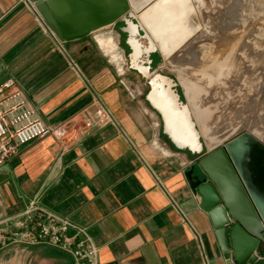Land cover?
I'll list each match as a JSON object with an SVG mask.
<instances>
[{"label": "crops", "instance_id": "crops-1", "mask_svg": "<svg viewBox=\"0 0 264 264\" xmlns=\"http://www.w3.org/2000/svg\"><path fill=\"white\" fill-rule=\"evenodd\" d=\"M115 48L93 32L61 40L29 0H0V72L14 80L3 94L21 90L61 130L0 167V215L39 194L87 229L100 264H237L186 179L196 152L175 145L157 109L130 93Z\"/></svg>", "mask_w": 264, "mask_h": 264}, {"label": "rangeland", "instance_id": "rangeland-1", "mask_svg": "<svg viewBox=\"0 0 264 264\" xmlns=\"http://www.w3.org/2000/svg\"><path fill=\"white\" fill-rule=\"evenodd\" d=\"M188 4L185 31L170 42L174 46L169 57L162 56L155 66L149 65L148 54L141 61L151 73L167 77L174 93L181 86L184 98L178 101L188 106L201 143V150L191 157L242 130L264 140V0H189ZM133 13L130 8L124 19L93 34L112 37L121 58L118 63L112 60L121 81L132 95L146 98L149 80L131 65V50L123 45L128 37L125 18L133 19L137 38L148 45V33ZM207 137L213 138L211 146ZM47 249L9 247L0 252V264H60L62 259L46 255Z\"/></svg>", "mask_w": 264, "mask_h": 264}, {"label": "water", "instance_id": "water-1", "mask_svg": "<svg viewBox=\"0 0 264 264\" xmlns=\"http://www.w3.org/2000/svg\"><path fill=\"white\" fill-rule=\"evenodd\" d=\"M34 2L61 40L75 39L112 25L124 19L130 10V0ZM0 77L1 83L8 76L0 72ZM146 99L153 105L148 94ZM157 111L165 133L177 145L166 130L163 113ZM254 143L264 146L252 132L242 130L207 149L185 172L191 190L201 197L200 207L207 213L215 239L223 250L231 251L237 264H264V191L252 170Z\"/></svg>", "mask_w": 264, "mask_h": 264}, {"label": "built area", "instance_id": "built-area-1", "mask_svg": "<svg viewBox=\"0 0 264 264\" xmlns=\"http://www.w3.org/2000/svg\"><path fill=\"white\" fill-rule=\"evenodd\" d=\"M34 7V0H29ZM7 77L0 83V167L16 156L21 148L47 134L61 135V130L47 125L28 105L23 92ZM17 246H44L67 254L73 264H100L98 247L87 229L40 203L32 196L14 214L0 215V252Z\"/></svg>", "mask_w": 264, "mask_h": 264}, {"label": "bare ground", "instance_id": "bare-ground-1", "mask_svg": "<svg viewBox=\"0 0 264 264\" xmlns=\"http://www.w3.org/2000/svg\"><path fill=\"white\" fill-rule=\"evenodd\" d=\"M142 2L148 3L139 10L138 7ZM188 3L189 0H130V8L135 12L131 16L136 17L147 31L148 45L143 46L139 41L138 25L128 18H125V30L131 46L130 63L148 78V98L153 106L163 113L168 134L179 147L196 152L200 150L201 143L196 122L191 118L188 106L178 101L167 77L159 73H151L148 66L141 61L143 54H147L156 47L165 59L169 57L174 46L170 42L180 37L185 31L190 12ZM254 136L261 142L264 141L260 135L254 134ZM207 138L206 143L211 146L213 138Z\"/></svg>", "mask_w": 264, "mask_h": 264}, {"label": "flooded vegetation", "instance_id": "flooded-vegetation-1", "mask_svg": "<svg viewBox=\"0 0 264 264\" xmlns=\"http://www.w3.org/2000/svg\"><path fill=\"white\" fill-rule=\"evenodd\" d=\"M149 2V1H148ZM148 2H142L141 3V5L138 7V9L140 10V9H142ZM131 21H133V19H131ZM125 25H126V21H125ZM137 25V24H136ZM130 29H133V28H131L130 27ZM127 32V31H126ZM127 39H128V37H127ZM126 39V40H127ZM126 40H125V43H126ZM126 45L129 47V49L131 50V46H130V44L129 43H126ZM155 53H158V58L156 59V60H153V59H151L150 58V55L151 54H155ZM148 54V56H149V65L150 66H155V63L157 62V61H160L161 60V57H162V53H161V51L160 50H152V52L151 53H147ZM148 65V68L150 67ZM178 88H180V90H181V93H182V95H183V98H184V94H183V91H182V89H181V86L180 85H177V88H176V96H177V99L179 98L180 99V97H179V95H178V92H177V89ZM226 141V140H225ZM223 143V142H222ZM221 143H219V144H217V145H220ZM216 146V145H215ZM214 147V146H213ZM206 152V151H205ZM205 152H203V153H205ZM202 153V154H203ZM202 154H198L197 155V157L199 156V155H202ZM252 170H253V172H254V175H255V180H256V182L258 183V185H259V187L264 191V146H262V145H260V144H257V143H254L253 144V162H252Z\"/></svg>", "mask_w": 264, "mask_h": 264}, {"label": "trees", "instance_id": "trees-1", "mask_svg": "<svg viewBox=\"0 0 264 264\" xmlns=\"http://www.w3.org/2000/svg\"><path fill=\"white\" fill-rule=\"evenodd\" d=\"M122 44H123V43H122ZM123 45H124L125 47H127L126 44H123ZM150 58L153 59V60H156V59L158 58V53L151 54V55H150ZM158 59H159V58H158ZM177 92H178V95H179L180 99H182V98H183V95H182V93H181L180 88L177 89ZM45 253H46V255H49V256H54V257L63 258V259L66 260V262H67L68 264H71V259H70V257H69L67 254H65V253H63V252H61V251H58V250H56V249L49 248V249H47V251H46Z\"/></svg>", "mask_w": 264, "mask_h": 264}]
</instances>
